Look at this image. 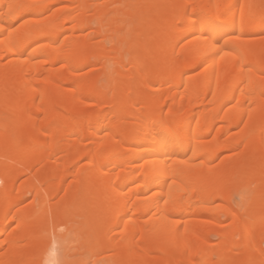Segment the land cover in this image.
Returning a JSON list of instances; mask_svg holds the SVG:
<instances>
[{
	"label": "bare ground",
	"instance_id": "1",
	"mask_svg": "<svg viewBox=\"0 0 264 264\" xmlns=\"http://www.w3.org/2000/svg\"><path fill=\"white\" fill-rule=\"evenodd\" d=\"M0 264H264V0H0Z\"/></svg>",
	"mask_w": 264,
	"mask_h": 264
},
{
	"label": "rangeland",
	"instance_id": "2",
	"mask_svg": "<svg viewBox=\"0 0 264 264\" xmlns=\"http://www.w3.org/2000/svg\"><path fill=\"white\" fill-rule=\"evenodd\" d=\"M240 197H241V196H239V195H238V196H237V195L235 196V200H236V202H235V203H238V206H239V204H240V206H239V207H241V206H242V203H243V202H240V201H241V199L243 200V198H242V197H241V199H239ZM236 205H237V204H236ZM61 252H62V251H61V250H59V256L61 255Z\"/></svg>",
	"mask_w": 264,
	"mask_h": 264
}]
</instances>
